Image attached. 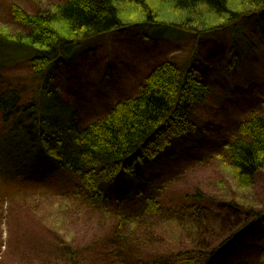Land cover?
<instances>
[{
	"label": "rangeland",
	"instance_id": "obj_1",
	"mask_svg": "<svg viewBox=\"0 0 264 264\" xmlns=\"http://www.w3.org/2000/svg\"><path fill=\"white\" fill-rule=\"evenodd\" d=\"M63 1L0 0V31L22 32L10 16L12 5L34 13ZM147 27L130 25L80 46L57 72L63 97L86 127L134 96L151 70L169 61L195 70L208 88L205 101L189 109L193 128L144 162L136 179L104 188L101 199L68 171L0 179V264H63L75 243L98 247L114 240L111 264H151L162 255L165 264H179L180 253L187 256L181 264H201V248L241 232L249 211L264 213V177L240 190L225 151L240 123L264 108V13L157 39ZM18 75L28 81L24 68ZM149 200L157 201L156 212L148 213ZM121 223L127 235L112 238ZM234 247L224 264H264V226L240 233Z\"/></svg>",
	"mask_w": 264,
	"mask_h": 264
},
{
	"label": "trees",
	"instance_id": "obj_2",
	"mask_svg": "<svg viewBox=\"0 0 264 264\" xmlns=\"http://www.w3.org/2000/svg\"><path fill=\"white\" fill-rule=\"evenodd\" d=\"M257 12L264 13V0H65L34 13L12 5L10 16L22 32L0 31V179L8 183L32 172L68 171L98 199L105 197L104 188L114 189L123 178L136 179L144 162L156 160L174 139L190 132L189 109L205 101L208 88L195 70L181 71L164 61L134 96L81 127L76 107L58 85L59 69L80 46L130 25L148 26L157 39L179 29L182 34L213 31ZM22 68L26 82L18 75ZM225 151L238 188H254L264 177V108L240 123ZM158 208L156 200H149L148 213ZM248 214L251 221L241 232L201 248V264H224L240 233L264 226L263 212ZM123 227L121 223L109 235L126 236ZM117 242H99L98 247L90 241L75 243L63 264H111V246L115 250ZM134 248L143 255L139 245ZM185 254L176 256L179 264L186 261ZM165 257L150 263L165 264Z\"/></svg>",
	"mask_w": 264,
	"mask_h": 264
}]
</instances>
